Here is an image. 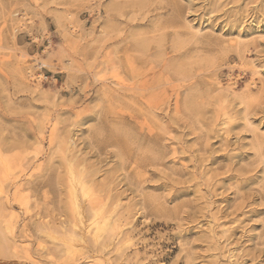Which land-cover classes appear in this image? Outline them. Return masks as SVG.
<instances>
[{"label":"rangeland","instance_id":"rangeland-1","mask_svg":"<svg viewBox=\"0 0 264 264\" xmlns=\"http://www.w3.org/2000/svg\"><path fill=\"white\" fill-rule=\"evenodd\" d=\"M0 264H264V0H0Z\"/></svg>","mask_w":264,"mask_h":264},{"label":"bare ground","instance_id":"bare-ground-1","mask_svg":"<svg viewBox=\"0 0 264 264\" xmlns=\"http://www.w3.org/2000/svg\"><path fill=\"white\" fill-rule=\"evenodd\" d=\"M155 88H157V86L155 87ZM154 90V89H153ZM152 90V91H153ZM103 129V128H102ZM100 130V129H99ZM109 130V129H108ZM100 131H102V130H100ZM107 132V131H106ZM117 131H115L114 133H116ZM98 133V132H97ZM105 133V132H104ZM112 133V132H111ZM117 133H119V132H117ZM116 133V134H117ZM127 133V132H126ZM101 134V133H100ZM113 134V133H112ZM124 134V133H123ZM62 135V134H61ZM114 135V134H113ZM127 135H128V133H127ZM65 137H67V135L66 136H63V138H65ZM98 137V136H97ZM109 137V136H108ZM61 138V137H60ZM62 138V139H63ZM69 138V137H68ZM103 138V137H102ZM110 138V137H109ZM116 145L117 146H120V147H122L123 146V144H125V142H126V136H124V135H121V134H117L116 135ZM61 139V141H63ZM70 139H72V138H70ZM128 139V138H127ZM58 140V139H57ZM60 140V139H59ZM73 140V139H72ZM66 141V143L64 144V142ZM64 142H62L63 144H61V146L62 147H64V149H65V151H68L69 153L72 151H76V149L75 148H73V142L72 141H67V140H65ZM59 143V142H58ZM61 143V142H60ZM90 143V142H89ZM127 143V142H126ZM129 143V142H128ZM108 143H106V145H107ZM110 144V143H109ZM108 144V145H109ZM75 147V146H74ZM125 148V147H124ZM128 147H126L125 149H127ZM61 150V149H60ZM122 150V149H121ZM64 151V152H65ZM61 152H63V151H61ZM63 152V153H64ZM80 152V151H79ZM78 151L77 152H75V154L71 157L70 156V158H72L71 160H73L74 162L76 161L77 162V160H80V161H82V163H84V161L83 160H81L80 158H79V155H78V153H79ZM77 153V154H76ZM61 154V153H60ZM71 154V153H70ZM69 154V155H70ZM67 155V154H66ZM64 158V157H63ZM68 159V158H67ZM65 160H66V158H65ZM71 160H69V162L71 161ZM71 163V162H70ZM75 165H76V163H75ZM79 165V164H78ZM78 165H76V166H78ZM85 165L86 164H84V167H85ZM73 167H74V165H73ZM72 167V168H73ZM77 169L78 170H80V168H79V166L77 167ZM84 169V168H83ZM88 169V168H87ZM73 170H75V169H73ZM73 170L71 169L70 170V172H71V174H72V178H70V184H71V187H70V193L72 194V196H73V198H74V202L72 203L73 204V208H75V209H82L83 211H84V213H86V212H88V213H91V214H96L97 215V213L98 212H100V211H102V212H104L105 211V209H108V208H111L110 207V205H109V203H105V202H107V201H102L101 200V197H99V191H100V195H102L101 194V191H102V189H96L97 191H98V193H96V192H93V190H91V186L93 185V184H95L96 186L95 187H93L92 189H95L96 187L98 188V186L100 187V185L101 184H99V183H96V178H94V176H95V174H96V171H94V170H92V171H90V169H88L89 171H88V173L86 172L87 170H86V167H85V169L84 170H82L81 169V172H78L79 173V175H77L78 177H80V179L78 180V182H77V179H76V174H75V176H74V172H73ZM77 170V171H78ZM86 170V171H85ZM95 172V174H94V172ZM91 172V173H90ZM4 178V177H3ZM75 182H77V184L80 182V186H81V188H82V190H81V194L80 195H82L83 194V192H84V199H83V197L81 196V198L82 199H78V201H77V192H76V186H75ZM90 184V185H89ZM79 185V184H78ZM79 186V187H80ZM104 186V185H103ZM102 186V187H103ZM68 187V186H67ZM91 187V188H90ZM102 187H100V188H102ZM69 188V187H68ZM104 188V187H103ZM80 189V188H79ZM89 190V191H88ZM103 190H105V188L103 189ZM106 190H107V188H106ZM88 191V192H87ZM92 191V193L91 194H89V192H91ZM111 190H110V188H108V192H110ZM106 192V191H105ZM69 193V192H68ZM102 193H104L103 191H102ZM108 194V193H107ZM105 195V194H104ZM70 197V196H69ZM79 197V196H78ZM108 198V197H107ZM72 199V198H71ZM103 199V198H102ZM81 200H84L83 201V203H81L80 201ZM80 202V203H79ZM27 204V203H26ZM113 204V203H112ZM112 206V205H111ZM113 206H114V204H113ZM114 207H116V208H121V206L120 205H117V206H114ZM72 208V209H73ZM113 210H115V209H113ZM120 210V209H119ZM82 214H83V212H82ZM87 214V213H86ZM99 215V214H98ZM93 217V216H92ZM94 218H96V216L94 217ZM101 218V217H100ZM98 219L99 218H97L96 220H94V222H98ZM116 220V219H115ZM93 221V220H92ZM101 221V220H100ZM96 222V223H97ZM103 223V225L104 226H109L110 224H109V222H102ZM112 225H110V227H111ZM109 230H111V229H109ZM82 235V234H81ZM101 236V235H100Z\"/></svg>","mask_w":264,"mask_h":264}]
</instances>
